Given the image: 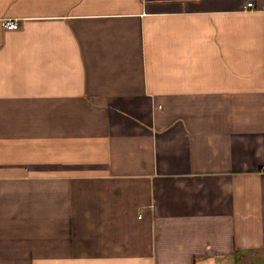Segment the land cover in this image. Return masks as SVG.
I'll use <instances>...</instances> for the list:
<instances>
[{"label": "crops", "instance_id": "0c3cea01", "mask_svg": "<svg viewBox=\"0 0 264 264\" xmlns=\"http://www.w3.org/2000/svg\"><path fill=\"white\" fill-rule=\"evenodd\" d=\"M0 264H264V0H0Z\"/></svg>", "mask_w": 264, "mask_h": 264}, {"label": "built area", "instance_id": "2783aa9c", "mask_svg": "<svg viewBox=\"0 0 264 264\" xmlns=\"http://www.w3.org/2000/svg\"><path fill=\"white\" fill-rule=\"evenodd\" d=\"M249 6H252V3H248ZM6 26L8 28L16 29L18 28L19 24L17 20L7 19L6 20Z\"/></svg>", "mask_w": 264, "mask_h": 264}]
</instances>
